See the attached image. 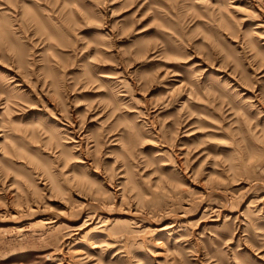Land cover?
<instances>
[{"label": "rangeland", "instance_id": "obj_1", "mask_svg": "<svg viewBox=\"0 0 264 264\" xmlns=\"http://www.w3.org/2000/svg\"><path fill=\"white\" fill-rule=\"evenodd\" d=\"M0 264H264V0H0Z\"/></svg>", "mask_w": 264, "mask_h": 264}]
</instances>
